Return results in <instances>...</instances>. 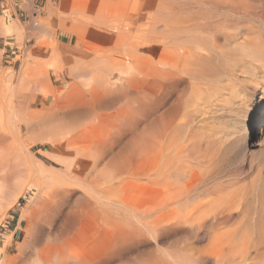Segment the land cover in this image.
I'll list each match as a JSON object with an SVG mask.
<instances>
[{
  "label": "bare ground",
  "instance_id": "1",
  "mask_svg": "<svg viewBox=\"0 0 264 264\" xmlns=\"http://www.w3.org/2000/svg\"><path fill=\"white\" fill-rule=\"evenodd\" d=\"M61 4L30 11L35 44L1 88L0 187L16 181L0 216L27 194L29 223L0 264H264V147L246 141L264 121V0Z\"/></svg>",
  "mask_w": 264,
  "mask_h": 264
},
{
  "label": "rangeland",
  "instance_id": "2",
  "mask_svg": "<svg viewBox=\"0 0 264 264\" xmlns=\"http://www.w3.org/2000/svg\"><path fill=\"white\" fill-rule=\"evenodd\" d=\"M26 4H28V5L31 4V6L29 5L30 9L25 7ZM23 5H24V7H23ZM60 6H61V8H60ZM49 8H53L54 14L56 15V17H62V13L60 12V10L62 9L61 0H0V22L7 23V22H9L10 19H14V20L17 19V21L25 29L24 30L25 33L22 36V38L20 39L21 41L18 39H15L12 35H8V34L4 35V33H0V45L2 47L5 46V48H6L5 51H1V53H4L3 58L0 57V72L3 74L2 79L0 80V101H6L8 98V97L6 98L5 95L3 96V92H1V90L4 89V87L9 84L8 82H5L7 79H4L5 78L4 76H6L10 71H13L14 76H15L13 78V81L17 82L18 72H19L20 67L22 65L24 56H25V54H27V51L29 52L31 49H33V46L35 44V41H36L35 37L33 35H31V29H30V27H28L31 24V23H29L31 21V18H29L30 11H35L38 14L37 18L39 20H37V21L41 20L43 22V20H45L47 18V15H49ZM56 11H58V12H56ZM29 19H30V21H29ZM34 28L36 29V30L34 29V31L37 32L38 28L37 27H34ZM54 28L57 29L58 24H54L51 27V29H54ZM29 31H30V33H29ZM48 31L51 33H48L47 36L52 35V31H50V29H48ZM32 32H33V30H32ZM57 37H59L58 39L62 40V43L65 45H67L70 41L68 37L62 36L60 30H58ZM74 42H75V40H74ZM36 52H38L37 54H41L42 57L47 56L41 50H37ZM44 60H46L44 62L46 64H43L42 66L44 68L49 69L51 72H53L51 67H50L52 64V62H51L52 60L51 59L48 60V57L44 58ZM47 62H48V64H47ZM76 64L78 66L79 65L85 66L87 63L81 62V64H80V62H77ZM45 65H47V66L45 67ZM88 67L93 68L94 66L91 64H88ZM246 141H248L251 144L249 154L247 155L248 157L251 156V154L256 153L260 149H262V146L264 147V121H263L260 128L254 130L253 135L251 134L250 138H246ZM45 147L46 146H44V145H35L32 149V152L35 154L36 158L46 162L48 165H51V160L48 157H46L40 151L41 149H43ZM242 156H241L240 160H242L245 157V156L244 157H242ZM15 181H16L15 179H13V181H10L13 184V186H15L14 185ZM10 182L5 183L6 185L4 184V186H2L3 188L0 187V205L3 203L4 200L6 201V199L8 197L7 194H9L10 190L13 188V186H11ZM5 186H6V189H5ZM1 188L3 191H1ZM7 189H8L9 193L7 192ZM5 190L7 193L5 192ZM17 201L13 206L4 209V211H2L1 213H5V214H1V216H0L1 217L0 218V225L2 223L7 222V220L11 222L10 223L11 225L9 228L10 231L8 232L7 236L4 237L3 253L5 256H10V255L16 254L18 244L24 240V238L27 234V227H28L29 220L23 216V210H24V207L28 204L29 195L25 194V195L21 196Z\"/></svg>",
  "mask_w": 264,
  "mask_h": 264
},
{
  "label": "built area",
  "instance_id": "3",
  "mask_svg": "<svg viewBox=\"0 0 264 264\" xmlns=\"http://www.w3.org/2000/svg\"><path fill=\"white\" fill-rule=\"evenodd\" d=\"M11 222L7 220V222L2 223L0 225V253H1V245H3V238L8 229L10 228Z\"/></svg>",
  "mask_w": 264,
  "mask_h": 264
},
{
  "label": "crops",
  "instance_id": "4",
  "mask_svg": "<svg viewBox=\"0 0 264 264\" xmlns=\"http://www.w3.org/2000/svg\"><path fill=\"white\" fill-rule=\"evenodd\" d=\"M6 50V48H5V46L4 47H2L1 45H0V57L1 58H3V56H4V53H1V51H5ZM8 251V250H7ZM6 251V252H7Z\"/></svg>",
  "mask_w": 264,
  "mask_h": 264
}]
</instances>
